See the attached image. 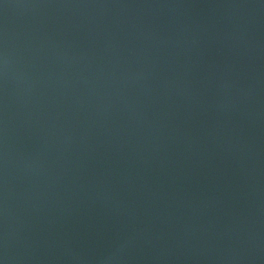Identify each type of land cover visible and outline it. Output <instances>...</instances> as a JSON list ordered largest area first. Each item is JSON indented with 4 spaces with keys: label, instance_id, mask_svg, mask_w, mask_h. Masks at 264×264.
<instances>
[{
    "label": "water",
    "instance_id": "water-1",
    "mask_svg": "<svg viewBox=\"0 0 264 264\" xmlns=\"http://www.w3.org/2000/svg\"><path fill=\"white\" fill-rule=\"evenodd\" d=\"M0 264H264V0H0Z\"/></svg>",
    "mask_w": 264,
    "mask_h": 264
}]
</instances>
